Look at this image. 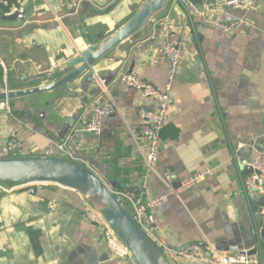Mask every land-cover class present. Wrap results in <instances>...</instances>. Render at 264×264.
Wrapping results in <instances>:
<instances>
[{"label": "crops", "instance_id": "crops-1", "mask_svg": "<svg viewBox=\"0 0 264 264\" xmlns=\"http://www.w3.org/2000/svg\"><path fill=\"white\" fill-rule=\"evenodd\" d=\"M20 1L23 16L9 22L2 20L9 12L0 16V81L10 89H22L20 78L44 72L52 74L41 83L59 79L69 71V59L112 34L144 3ZM221 2L171 0L135 36L96 63L92 81L83 76L57 91L13 102L12 114L0 111V159L55 157L62 146L110 189L132 191L141 201L166 191L165 173L174 188L178 181L212 169L194 188L167 197L158 210V239L174 248L241 245L252 224L243 192L252 169L239 163L234 152L238 144L244 145L241 158L249 156L250 148L264 151V0L256 8L239 10ZM237 20L247 25L227 32L217 28V23ZM167 41L183 51L184 60L172 82L152 174L143 161L138 112L152 110L154 104L120 84L119 77L133 74L162 89L169 65L160 49ZM99 96L117 111L100 121L99 133L77 132L85 108ZM69 119L72 127L57 145ZM84 206L77 193L54 185L0 192V264H128L109 257L101 230L88 222ZM257 248L255 256L264 264V242Z\"/></svg>", "mask_w": 264, "mask_h": 264}, {"label": "water", "instance_id": "water-1", "mask_svg": "<svg viewBox=\"0 0 264 264\" xmlns=\"http://www.w3.org/2000/svg\"><path fill=\"white\" fill-rule=\"evenodd\" d=\"M143 5L132 15L124 19L118 28L110 35L99 39L97 43L80 51L69 59L65 68L69 70L55 81L41 83L42 79L52 73L44 72L33 77H22V89H10L5 83L0 89V102L15 101L57 91L83 77L85 82L92 81V68L119 47L122 43L135 36L141 29L161 13L171 0H143ZM23 9L2 16L4 21H15L23 16ZM107 77V81L114 78ZM38 80V82L31 81ZM103 79L102 81H104ZM36 84V85H35ZM41 113L40 117L43 118ZM72 119L67 120L59 132L63 142L72 127ZM36 129L41 130L36 124ZM178 181L174 188L178 189ZM0 185L10 189L15 186L54 185L77 193L91 208L103 218L116 237L128 248L135 264H171L163 255L161 249L153 243L135 223L129 210L115 197L110 187L95 171L86 165L61 154L55 157H21L0 159ZM27 191H33V187ZM252 213V224L248 227V237L239 249L249 250V255H255L258 244L264 242V195L248 199ZM259 231V233H258ZM258 233V234H257Z\"/></svg>", "mask_w": 264, "mask_h": 264}, {"label": "built area", "instance_id": "built-area-1", "mask_svg": "<svg viewBox=\"0 0 264 264\" xmlns=\"http://www.w3.org/2000/svg\"><path fill=\"white\" fill-rule=\"evenodd\" d=\"M258 1L259 0H222L221 5L234 10L253 9L257 7ZM20 3V0H16L13 4H9L7 0H0V5L8 7L9 13L17 11ZM160 24L163 25L162 23ZM241 25H247V23L240 20L230 24L217 23V28L223 32H227ZM163 33L164 35H168V31L164 26ZM160 50L169 65L168 81L162 89L140 80L133 74L125 73L119 77L120 84L139 92L143 98L150 99L154 104L152 110L140 109L138 112L139 118L142 121L140 132L145 147L143 161L146 171L152 174L158 162L161 131L166 123L171 104L172 82L178 67L184 60L183 51L172 42L167 41L163 43ZM8 105L9 103L7 102H0V111H5L7 114H10ZM116 111L117 108L112 102L104 103L100 96L97 97L85 108V116L78 121L77 132L99 133L100 121ZM10 145L15 147L14 142L10 143ZM243 148V144L236 145L234 156L239 163L249 166L252 169V173L243 183V192L248 200L250 197H255L260 193H264V151L261 152L250 148L249 156L247 158H241L238 153ZM58 149L62 151V154L77 161L75 159L76 157L74 158L70 153L64 152L62 146H59ZM212 174V169H205L184 179L181 181L180 187L174 189L171 186L173 180L171 175L165 173L164 183L166 185V191L150 197L145 201H141L132 191L120 189H111V191L129 210L135 223L141 228L145 235L161 249L164 257L171 264H176L180 260L185 264H259L255 255H249L248 250L239 249L237 245H227L223 250H217L214 246L206 250V248H203L199 244H190L184 248H174L163 244L158 239L157 232L162 223L158 216V210L167 201V197L171 194L177 196L180 191L194 188ZM8 190L9 189L5 188L3 185H0V192H6ZM84 204L85 217L88 222L96 225L101 230V238L109 257L112 260L135 264L128 248L116 237L99 213L91 208L85 201Z\"/></svg>", "mask_w": 264, "mask_h": 264}, {"label": "trees", "instance_id": "trees-1", "mask_svg": "<svg viewBox=\"0 0 264 264\" xmlns=\"http://www.w3.org/2000/svg\"><path fill=\"white\" fill-rule=\"evenodd\" d=\"M7 2L9 4H13V3H15V0H7ZM8 11H9V8L8 7H5V6L0 5V16L2 14H4V13H8ZM0 79H1V72H0Z\"/></svg>", "mask_w": 264, "mask_h": 264}, {"label": "rangeland", "instance_id": "rangeland-1", "mask_svg": "<svg viewBox=\"0 0 264 264\" xmlns=\"http://www.w3.org/2000/svg\"><path fill=\"white\" fill-rule=\"evenodd\" d=\"M186 5H188V3H186ZM1 75H3L2 71H1ZM0 85L1 86L4 85V80L3 81L2 80L0 81ZM8 107L10 108V114H12V111L11 110H14V109L11 106V103L8 105ZM3 112H5V111H3ZM5 113H7V112H5ZM263 189H264V183H263Z\"/></svg>", "mask_w": 264, "mask_h": 264}, {"label": "bare ground", "instance_id": "bare-ground-1", "mask_svg": "<svg viewBox=\"0 0 264 264\" xmlns=\"http://www.w3.org/2000/svg\"><path fill=\"white\" fill-rule=\"evenodd\" d=\"M96 213V212H95Z\"/></svg>", "mask_w": 264, "mask_h": 264}]
</instances>
